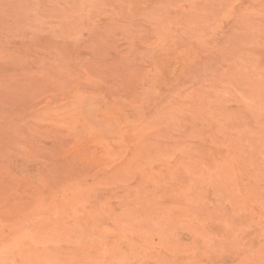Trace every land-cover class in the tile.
Masks as SVG:
<instances>
[{
    "label": "rangeland",
    "instance_id": "obj_1",
    "mask_svg": "<svg viewBox=\"0 0 264 264\" xmlns=\"http://www.w3.org/2000/svg\"><path fill=\"white\" fill-rule=\"evenodd\" d=\"M0 264H264V0H0Z\"/></svg>",
    "mask_w": 264,
    "mask_h": 264
}]
</instances>
